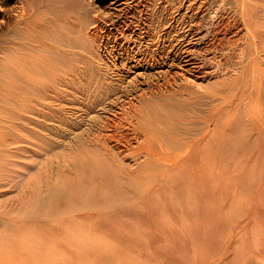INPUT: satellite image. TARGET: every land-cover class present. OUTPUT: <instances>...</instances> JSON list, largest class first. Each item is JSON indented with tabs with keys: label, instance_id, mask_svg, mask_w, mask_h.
Returning <instances> with one entry per match:
<instances>
[{
	"label": "bare ground",
	"instance_id": "1",
	"mask_svg": "<svg viewBox=\"0 0 264 264\" xmlns=\"http://www.w3.org/2000/svg\"><path fill=\"white\" fill-rule=\"evenodd\" d=\"M140 7L147 20L117 30L113 14ZM240 132H264V0H0V264L44 263L23 251L31 224L105 231L123 260L147 243L166 263L233 264L247 238L264 264V228L211 249L216 205L224 228L264 213L246 171L223 184L238 194L217 192Z\"/></svg>",
	"mask_w": 264,
	"mask_h": 264
},
{
	"label": "rangeland",
	"instance_id": "2",
	"mask_svg": "<svg viewBox=\"0 0 264 264\" xmlns=\"http://www.w3.org/2000/svg\"><path fill=\"white\" fill-rule=\"evenodd\" d=\"M145 3L146 2H144V4ZM138 9L139 11L137 12L113 14L112 19L117 25V30L125 29V31H127L131 29V27H134L137 24L136 20L139 17L145 22L147 20L145 7H140ZM127 33L129 34V31ZM228 136L229 132H218L217 134L219 142H224ZM238 138L241 139V141L245 140L248 147L245 148V153L240 149L238 152H234V154L228 158L225 167L220 166L219 162L216 163V173L218 175L216 183L217 186L219 185L218 187L216 186L217 192L222 193L224 190L230 189L229 194H238L239 192L237 188L226 187L223 184H225L224 182L226 180H234L246 171L245 173L248 172L250 175L249 180L253 177V181L256 182L260 178V184L255 190V194L259 195L264 192V132H240ZM255 164H258L260 167L256 169ZM255 177L257 179H255ZM251 182L252 181H250V183ZM254 201L255 199H250V205ZM228 203L229 201L216 205V209L218 207V212L215 214L214 219L218 222V227L209 228V232H211L212 236H216L214 246L211 248L216 251L220 250L221 246L223 248V241L227 242L232 233L244 235L252 231H262V228H264L263 211L258 223L253 224L247 229L234 228L235 226L232 225H227V227L224 228V225L226 224L224 219H227L230 216ZM239 209L241 210L236 214L237 218L234 216L231 222L239 219L238 217L242 216V219H244V215H246V218L250 215L248 212L245 214V211L247 210L246 207L244 212L242 211L243 207L241 205ZM221 222H223L222 226L220 225ZM41 227L43 226L37 227L32 226L31 224V226H27L26 229L23 230L22 239L26 238L29 240L25 246L26 248H23V251L25 250L27 252L26 259L28 261L33 262L36 259H44L43 264H183L182 261L176 257L177 255H173L172 258H170V263H166L165 258L162 256H159V258L155 260L154 258L152 259L149 255L151 247L147 245V243L141 248H135L134 252L123 260L121 259L122 249L120 245H118L116 237L105 231L92 229L80 232L64 231L57 234L52 233L50 237H46L44 235L46 230ZM204 231L205 229H200L195 231L194 234H201ZM66 237H69L70 240L74 241L75 245L72 246L65 241L64 238ZM251 241V239L249 240L245 238L239 244L235 245L234 249H231L230 253L232 252V256L230 255V259L234 256V250L235 252L237 251V255L234 256L235 259L232 261H235L233 264H258L259 258L256 260L254 258L248 259L249 256L246 253L248 245L252 244ZM60 242L63 243V248H58ZM134 245L135 244L131 242L130 244H126V247L130 248ZM187 245L191 249L192 257L199 256L200 252L201 255H204L203 258H205L207 254L205 250L195 252L192 249L193 244L188 243ZM36 253L37 256H35ZM230 259H228V261ZM204 264H209V262L207 261Z\"/></svg>",
	"mask_w": 264,
	"mask_h": 264
}]
</instances>
